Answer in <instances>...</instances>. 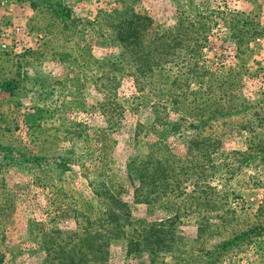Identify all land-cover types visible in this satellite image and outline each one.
<instances>
[{"label":"rangeland","instance_id":"rangeland-1","mask_svg":"<svg viewBox=\"0 0 264 264\" xmlns=\"http://www.w3.org/2000/svg\"><path fill=\"white\" fill-rule=\"evenodd\" d=\"M197 15L211 20L193 34L207 74L172 65L139 77L133 52L121 58L120 21L145 45ZM195 123L209 156H187ZM153 142L175 155L162 157L168 174L182 166L168 192L152 179ZM133 158L149 160L147 203L134 202ZM101 182L132 220L177 212L183 264H264V0H0V264H40V233L76 230ZM108 253L109 264H150L122 238Z\"/></svg>","mask_w":264,"mask_h":264},{"label":"trees","instance_id":"trees-1","mask_svg":"<svg viewBox=\"0 0 264 264\" xmlns=\"http://www.w3.org/2000/svg\"><path fill=\"white\" fill-rule=\"evenodd\" d=\"M123 21L125 24L120 21L118 25V37L123 41L121 43L123 47L121 58H128V51L133 52L130 55L138 63L137 67L133 69L134 74L139 77L149 75L148 77L151 78L154 73H159L165 68L164 66H169L171 69L172 65H175L181 73H186L189 80L193 79L194 76L207 74L206 67L198 61L199 56L201 58V46L203 44L199 43L193 34L194 31L204 32L208 30L211 20H203L198 15L179 18L174 26L162 29L160 32L152 30L154 34L151 35V39L145 45L140 43L141 36L134 22ZM149 24L151 23L149 22ZM164 44H166V49ZM177 77L178 75L174 79H178ZM175 101L176 99H173L171 103L175 105ZM198 121L201 123V120ZM159 122L164 126L169 124L166 119ZM199 123L187 126V128L191 127L189 129L188 148L194 150L187 156L194 157L193 155L196 154L206 157L210 154L209 148L212 140L210 137L201 135L202 128H199L201 125ZM151 146H156L153 150L155 151L154 162L156 165L152 166V173L154 174L152 179L158 186L162 187L163 191L168 192L169 184L166 179L180 173L182 166L176 172L172 168L171 173L168 174L162 157L173 158L175 155L170 151L163 154L162 152L163 150L166 151L167 146L162 142H153ZM37 159L35 157V161ZM148 162L149 160L144 161L142 159L135 163L133 158L127 165L129 170L135 172L138 177V183L134 188V202L136 203L148 202ZM55 164L61 166L63 161L60 159ZM175 180L177 179L175 178ZM93 193L97 199L99 198L96 200L99 207L95 212L87 214L75 211L78 225L76 230L64 231L54 228L40 233L39 239L35 241L37 246L45 251V256L40 264H109L110 242L120 238L126 241L128 254L146 252L150 264H183L181 260L185 263L186 258H180L172 253L173 250H178L176 241L180 239L175 226V220L179 217L177 212L172 213L167 219L155 222L145 221V219L132 220L130 204L117 193L111 191L105 183L101 182L94 186ZM157 193L160 195L162 191ZM221 221L224 220L221 219ZM203 228L201 225L198 230L202 231ZM166 256L171 258L170 262L165 261Z\"/></svg>","mask_w":264,"mask_h":264},{"label":"built area","instance_id":"built-area-1","mask_svg":"<svg viewBox=\"0 0 264 264\" xmlns=\"http://www.w3.org/2000/svg\"><path fill=\"white\" fill-rule=\"evenodd\" d=\"M3 3H5V0H2Z\"/></svg>","mask_w":264,"mask_h":264}]
</instances>
